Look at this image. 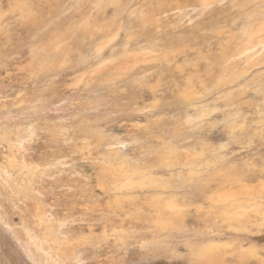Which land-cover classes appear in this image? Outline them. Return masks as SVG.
Masks as SVG:
<instances>
[{
    "label": "rangeland",
    "instance_id": "rangeland-1",
    "mask_svg": "<svg viewBox=\"0 0 264 264\" xmlns=\"http://www.w3.org/2000/svg\"><path fill=\"white\" fill-rule=\"evenodd\" d=\"M0 264H264V0H0Z\"/></svg>",
    "mask_w": 264,
    "mask_h": 264
},
{
    "label": "bare ground",
    "instance_id": "bare-ground-1",
    "mask_svg": "<svg viewBox=\"0 0 264 264\" xmlns=\"http://www.w3.org/2000/svg\"><path fill=\"white\" fill-rule=\"evenodd\" d=\"M256 47V46H255ZM34 211V210H33Z\"/></svg>",
    "mask_w": 264,
    "mask_h": 264
}]
</instances>
